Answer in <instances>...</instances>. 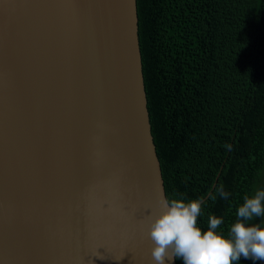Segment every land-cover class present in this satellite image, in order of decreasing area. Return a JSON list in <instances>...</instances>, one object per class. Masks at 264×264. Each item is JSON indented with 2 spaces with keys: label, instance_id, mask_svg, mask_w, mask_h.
I'll use <instances>...</instances> for the list:
<instances>
[{
  "label": "water",
  "instance_id": "1",
  "mask_svg": "<svg viewBox=\"0 0 264 264\" xmlns=\"http://www.w3.org/2000/svg\"><path fill=\"white\" fill-rule=\"evenodd\" d=\"M161 194L136 0H0V264H155Z\"/></svg>",
  "mask_w": 264,
  "mask_h": 264
},
{
  "label": "trees",
  "instance_id": "2",
  "mask_svg": "<svg viewBox=\"0 0 264 264\" xmlns=\"http://www.w3.org/2000/svg\"><path fill=\"white\" fill-rule=\"evenodd\" d=\"M136 2L166 198L200 200L197 226L206 231L215 216L216 231L230 238L245 196L264 190V0ZM262 222L254 216L247 225ZM233 264L264 260L241 255Z\"/></svg>",
  "mask_w": 264,
  "mask_h": 264
},
{
  "label": "clouds",
  "instance_id": "3",
  "mask_svg": "<svg viewBox=\"0 0 264 264\" xmlns=\"http://www.w3.org/2000/svg\"><path fill=\"white\" fill-rule=\"evenodd\" d=\"M217 192L222 199L228 198L223 185ZM262 201L264 190L252 197L245 196L244 203L238 208V218L230 227L229 238L216 231L222 220L215 216L209 217L206 231L197 226L200 200L169 201L161 194L158 197L159 214L152 219L148 232L153 242L152 259L155 264H165L166 259L171 261L176 257H182L184 264H233L241 255L264 260V227L247 225L254 216L264 215Z\"/></svg>",
  "mask_w": 264,
  "mask_h": 264
}]
</instances>
